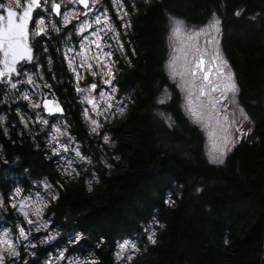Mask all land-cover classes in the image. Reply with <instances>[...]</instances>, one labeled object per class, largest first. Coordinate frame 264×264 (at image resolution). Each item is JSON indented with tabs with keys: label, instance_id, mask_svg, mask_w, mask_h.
I'll return each mask as SVG.
<instances>
[{
	"label": "trees",
	"instance_id": "1",
	"mask_svg": "<svg viewBox=\"0 0 264 264\" xmlns=\"http://www.w3.org/2000/svg\"><path fill=\"white\" fill-rule=\"evenodd\" d=\"M238 9L239 16L234 14ZM212 12L222 20L224 51L255 137L239 140L223 166L207 162L202 134L179 109V95L164 69L168 18L203 22ZM124 37L131 63L119 73V94L130 97L124 114L106 123L114 144L97 143L99 137L89 133L72 93L71 74L54 51L56 36L46 40L53 50L48 55L55 61L48 79L61 95L70 134L92 158L98 177L91 190L84 175H61L44 147H37L42 141L36 134L0 132V155L16 162H1L4 195L14 180L27 185V176H48L63 184L57 186L58 199L46 210L51 227L63 235L35 250L40 254L64 245L66 234L83 230L88 239L70 246V254L91 253L97 264H115L113 252L122 238L141 242V249L125 264H259L264 213V0L140 3ZM38 53L42 61L44 53ZM47 68L45 62V74ZM166 87L169 102L158 103ZM160 113H167L170 123ZM102 160L113 166L105 167ZM153 219L163 227L157 225L155 243H149L145 226Z\"/></svg>",
	"mask_w": 264,
	"mask_h": 264
},
{
	"label": "snow or ice",
	"instance_id": "2",
	"mask_svg": "<svg viewBox=\"0 0 264 264\" xmlns=\"http://www.w3.org/2000/svg\"><path fill=\"white\" fill-rule=\"evenodd\" d=\"M13 3L15 8L10 4L0 3V92L4 94L0 104L7 103L9 98H14L13 104L23 101L26 108H15L16 120L12 123L16 127L23 126V129L32 135L36 133L29 125L40 127L41 134L46 138L45 155L60 162L58 171L65 178H71L74 173L79 176L81 168L92 164V158L79 146L78 141L73 140L67 121L63 122V127L51 123V131H44V126L49 125L50 121L41 116L40 109L49 116L62 114L64 109L57 99L50 98L44 92L50 87L48 76L54 70V58L48 55L53 50L43 48V60L36 62L29 70L27 65L35 60V51L30 40L39 44L45 37L51 38L52 32L57 34V48L54 51L63 57V65L72 74L73 90L79 94L81 103L85 105L81 114L88 125L89 133L99 137L97 143L114 144L109 133L102 130L104 125L100 118L103 117L107 121L115 118L116 113L125 111L126 99L119 94V86L116 83L115 74L120 61L116 59L112 37L115 38L114 43L118 45L123 60L130 63L128 46L119 34L120 29L126 34L131 27L130 21L125 19L130 15L127 0H112L111 8H101V0H13ZM132 6L135 7L134 3ZM234 14L239 16L241 10L238 9ZM170 23L174 35L183 32V19L171 17ZM221 25L222 20L218 12L210 13L207 23L191 33L193 36H206L205 46L192 44L191 52L185 53V63L180 66L179 72L175 59L168 64L169 78L179 75L183 80V86L188 92L187 108L192 117L213 124V131L208 133L213 138L212 151L209 153V162L213 163H223L232 146L253 131L252 128L245 130L238 125L237 118L233 115L231 123L236 126L239 134L235 137L229 135L226 130L228 117L218 112L219 102L226 100L229 93L232 94L231 102L236 104L235 98L239 92L230 62L221 55L219 47H214L218 44ZM71 29L75 30V38H79L78 48L72 46ZM189 56L195 60L194 66ZM205 57L208 58L207 63ZM45 62L48 66L47 74L44 71ZM89 76L92 77L91 81L87 79ZM167 93L166 87L164 95ZM217 93L218 96L215 95ZM202 97L206 99H201ZM157 102L163 103L162 100ZM237 106L242 121H248L250 116L245 108ZM30 110L36 111L30 115ZM160 115L163 116V113ZM6 120V114L0 112V129L3 130V135L10 136ZM167 122L165 120V123ZM20 134L23 135V130ZM56 134L66 136L68 140H62ZM37 147L42 145L37 144ZM66 153L72 155L67 156ZM113 159L119 160L120 157L115 156ZM0 162L16 163L3 155H0ZM102 163L105 167L113 166L108 160H102ZM28 171L25 169V172ZM96 179V173L92 172L91 180H85L89 190L92 188V180ZM31 184L35 186L34 194L19 184L10 188L6 196L0 193V209L5 212L11 209L18 217H22L16 223L15 229L5 226L0 230V264H19L20 261L33 264V259L42 260L43 264H97L98 258L91 253L75 257L70 254V246L88 239L83 230H74L68 235L64 246L58 247L55 252L47 251L46 255L41 256L35 251L63 235L62 230L51 227V221L46 215L51 202L58 199V191L53 189L57 186L63 187V184L58 180L53 183L48 176L32 180ZM169 202L165 200V203ZM155 223L163 227L159 221ZM144 238L149 243H155V229H145ZM227 242L224 241L225 244ZM138 250L139 245L134 239L122 238L115 245L113 252L115 264L130 262Z\"/></svg>",
	"mask_w": 264,
	"mask_h": 264
},
{
	"label": "rangeland",
	"instance_id": "3",
	"mask_svg": "<svg viewBox=\"0 0 264 264\" xmlns=\"http://www.w3.org/2000/svg\"><path fill=\"white\" fill-rule=\"evenodd\" d=\"M110 2H112V0H101V3H100V7L101 8H111L110 6ZM0 3H5V4H10L11 6L15 7L14 3H13V0H0ZM146 4V3H145ZM132 16V15H131ZM128 20H129V16L127 17ZM170 18H168V24H167V31H166V44H167V49H168V52H167V56H166V60H165V63H164V69H165V72H166V75L168 76L169 78V68H168V64L170 61H172L173 59H175V66L177 67V71L179 72L180 71V66L182 64V59H183V56L185 55V53H188L191 49V45L194 44V40L195 39H198V45L200 46V44L202 43V40L203 38H205L206 36H204L203 34L200 35V36H193L191 35V33L195 32L197 29H199L200 27L202 26H192L190 25L189 23H187L186 21H184V29H183V32L180 34V35H174L171 31V23H170ZM207 23V22H206ZM49 27L51 28V25H49ZM71 39H72V46L74 47H77L78 48V40L79 38H75V30L74 29H71ZM55 33V32H53ZM120 36L122 34V32L120 31ZM109 36L111 37V33H109ZM219 37L221 38L222 40V43L220 44L221 45V48L223 47L224 48V45H223V30H222V27H221V31H220V34H219ZM48 38V37H45V39ZM112 40H113V44H112V47L116 48V54L120 57H122L121 53L119 52L118 50V45H116L114 43V40L115 38L112 37ZM32 41V44L33 43H36L35 40H31ZM40 45V51L42 53L43 52V48L45 47H48V43L46 40H42L39 42ZM39 55L40 53H38L37 51H35V60L33 61L32 64L30 65H27L28 69L31 70V68L33 67V65L36 63V62H40L38 60L39 58ZM45 55V54H44ZM226 59L229 61L228 57H226ZM230 62V61H229ZM77 63H79V58H77ZM230 66H231V63H230ZM232 68V66H231ZM233 70V68H232ZM71 74V72H70ZM72 75V74H71ZM87 79L89 81L92 80V77H87ZM170 79V78H169ZM171 81H174L175 82V85H176V80L174 78L170 79ZM49 83L52 85H55L54 83H52L50 80H48ZM43 83V81H42ZM236 83H237V79H236ZM238 84V83H237ZM81 85L83 86L84 85V82L82 81L81 82ZM0 86H2V84H0ZM179 86L180 87H183V88H180L176 85V88L179 90V100L180 102L182 100H186V97L188 95V92H187V89L183 86V80L181 79V82L179 83ZM239 87V86H238ZM54 88V87H53ZM72 88L74 89V85L72 86ZM72 93L74 95V98H75V101L77 103H79V109H80V114H81V110L84 108V104L81 103L80 99H79V94L76 93L74 90H72ZM165 93V90L164 92L161 94L162 96L158 99V100H162L163 101V104L166 103V102H169V96L167 97V95H164ZM123 96L126 101L129 99L130 95H121ZM0 99H4V94L3 92H0ZM14 98H9V101L5 104H0V112H3L4 114H6L7 116V120H6V123L8 125V131H14V132H21L22 130L23 131H26L27 134L29 135L28 133V130L26 129H23V126H20V127H16L12 122L14 120H16V113H15V108H26V104L21 101L19 103H15L13 104L12 103V100ZM193 99L195 100L196 99V96H195V93H193ZM201 99H206V98H201ZM232 100V94L229 93L228 95V98L224 101H220V107L218 109V112L221 113V110L225 107V111L227 113H230L231 111H233L234 109V112L233 114L231 115V117L229 118L228 122H227V133L233 137H235L236 135H238L239 133L237 132V134L235 135V130H234V124L231 123V120H232V117L233 115L236 116L237 118V124L242 126L243 128H245V130L247 128H252L253 129V122H251V120L249 119L248 121H242V117L240 116V113H239V107L237 106L238 103H237V100H236V104H233L231 102ZM79 101V102H78ZM125 106V105H124ZM227 106H232L231 107H227ZM239 106H242V104L239 102ZM36 110H30L29 114H34ZM40 112H41V116L44 118V119H47L50 121V124L47 125V126H44V131L45 132H48V131H51V123H57L59 124L61 127H63V122L64 121H67L66 118L64 116H59V115H55V116H49L47 114H45L43 112L42 109H40ZM184 115L189 119V121L194 124L195 126H197V128L199 129V131L201 132L202 134V137H203V155L204 157L206 158L207 162L210 164V165H214V166H217V165H220L222 163H213V162H209V153L212 151V147H213V144H212V141L211 139L207 138L203 131L199 128L198 124L196 121H194L193 119L189 118L185 112H183ZM124 113H116L115 114V118H118L120 117L121 115H123ZM162 116V115H161ZM81 117H82V114H81ZM165 120L168 121V123H170L169 119H168V114L167 113H163V116H162ZM101 119V123L104 125V128L102 129L103 131H105V127H106V123L110 122L111 120H113L114 118H110L108 119L107 121L104 120L103 117L100 118ZM82 121L85 123L86 125V128L88 129V125L87 123L84 121V119L82 118ZM18 123V121H17ZM68 124V123H67ZM30 128L34 129L35 130V133L36 135L38 136V139L40 141H42L43 144L42 147H44V149L47 151V147L44 146L46 145V138H45V135L41 134V129L40 127H38L37 125H34V124H30L29 125ZM232 129V132L233 133H230L229 131ZM68 130H69V125H68ZM89 131V130H88ZM0 132H3L2 129H0ZM70 132V131H69ZM56 135H59L60 136V139L62 140H68V137L66 136H63L61 134H56ZM71 135V134H70ZM71 137L73 138V136L71 135ZM247 137H249V139H254L255 137H253V131L247 135ZM251 139V140H252ZM74 141H77L75 138H73ZM249 140V141H251ZM80 146V145H79ZM0 148H1V145H0ZM46 151H44L46 153ZM231 152V151H230ZM228 152V153H230ZM65 155L67 156H71L72 154L71 153H66ZM227 155V154H226ZM225 159V157H224ZM55 160V159H54ZM59 161L55 160V164H56V167L58 168V165H59ZM79 166V165H77ZM92 172H94L93 170V163L90 164V165H86L84 168H81L80 169V175H84L86 177V179H91V174ZM76 177L75 173L73 174L72 177ZM41 178V177H40ZM39 178H34V177H31V176H27V185H24L23 183L20 182V180H14L13 182L9 183L8 185V189L12 188L14 185L16 184H19V185H22L24 188L26 189H29L33 192L34 194V191H35V186L31 184V181L32 180H37ZM9 191V190H8ZM53 191H58L57 187L53 189ZM0 193H3L2 189L0 188ZM8 194V192H7ZM25 194H29L28 192H25ZM6 196V195H5ZM172 195H168V199H172ZM10 215V216H9ZM46 215H47V211H46ZM0 217H2V219H0V230L3 229V227L7 226L9 227L10 229H15V225L16 223L18 222V220L22 219V217H18L16 212L9 209L7 212H5L3 209H0ZM155 221H157L156 219H153L150 221V223L145 226V229H155L156 231V227H157V224L155 223ZM52 226V225H51ZM69 234H66V240H67V237H68ZM133 239V238H131ZM138 245H139V250L141 249L140 247V239L139 238H135L134 239ZM55 241V240H54ZM54 241H52L51 243H53ZM121 241V240H120ZM119 241V242H120ZM61 246H64L63 244L59 245V246H53L51 249H48V250H45L44 252L40 253L39 255L43 256V255H46L47 254V251H53L55 252L57 250L58 247H61ZM138 250V251H139ZM36 251V250H35ZM137 251V252H138ZM136 252V253H137ZM135 253V254H136ZM23 254V253H22ZM134 254V255H135ZM73 257L75 256H78L77 254H71ZM29 259H33V258H29ZM126 262V261H125ZM19 264H24L23 261H20ZM33 264H43L42 260H35L33 259Z\"/></svg>",
	"mask_w": 264,
	"mask_h": 264
},
{
	"label": "flooded vegetation",
	"instance_id": "4",
	"mask_svg": "<svg viewBox=\"0 0 264 264\" xmlns=\"http://www.w3.org/2000/svg\"><path fill=\"white\" fill-rule=\"evenodd\" d=\"M152 0H136V3H135V7H136V9L138 8V6H139V4L140 3H149V2H151ZM127 3H128V0H127ZM133 3H134V0H131V4H129L128 3V6H129V11H133ZM112 5V2H110V6ZM15 8V7H14ZM112 15H115V13H112ZM209 18V17H208ZM208 18H206L203 22H192V21H188V20H186V19H184V18H181V19H183L184 21H186L187 23H189L190 25H192V26H203L207 21H208ZM125 19L126 20H128V18L127 17H125ZM128 21H130V24H132V16H131V14L129 15V20ZM115 23H119V21H114ZM120 31L122 32V39H123V42L125 43V45H127L128 46V55H129V57H130V49H129V44L126 42V40H127V38H125L124 37V35H125V32H124V30L123 29H120ZM127 33H128V30H127ZM126 33V34H127ZM46 40V39H45ZM206 40H207V37H205V38H203V40H202V43L200 44V46L201 47H204L205 46V42H206ZM42 41V40H41ZM220 43H222V40H221V38L218 36V44L217 45H215L214 47H219V49H220V53H221V55L224 57V58H226V56L224 55V49H223V47L221 48V45H220ZM31 44H32V41H31ZM194 44H197L198 45V39H195L194 40ZM32 46H33V48H34V51H37L38 52V50L40 51V45H38L37 43H33L32 44ZM62 47V46H61ZM41 52V51H40ZM191 52V49H190V51L188 52V53H190ZM42 53V52H41ZM184 57H185V55L183 56V59H182V64H184L185 63V60H184ZM116 59L117 60H119L120 61V63H119V65L117 66V71H116V83L118 84V86H119V83H121V80H119V73H121L123 70H124V68H125V66H127L128 64H129V62L128 61H125V60H123V58L122 57H120V56H118L117 54H116ZM189 59L191 60V62H192V65L194 66L195 65V60L191 57V56H189ZM130 60H131V58H130ZM207 61H208V58L207 57H205V63H207ZM131 63V62H130ZM181 64V65H182ZM21 67H25V65H21ZM70 78H71V76H70ZM174 79L176 80V85L178 86V87H180L179 86V83L181 82V77L179 76V75H177V76H175L174 77ZM73 81V80H72ZM171 81V80H170ZM172 83H173V85H174V88H176V85H175V82L174 81H171ZM0 84H2V81H0ZM180 88H183V87H180ZM240 90V89H239ZM176 92L177 93H179V90L176 88ZM239 92H238V94L236 95V100H237V103H238V105H239ZM215 95H217L218 96V93L217 94H215ZM203 98V97H202ZM64 107V106H63ZM178 107H179V109L181 110V111H183V112H185L186 113V115L189 117V118H191V119H193L194 121H196L197 122V124H198V126H199V128L203 131V133H204V135L207 137V138H209V139H211V140H213V138L212 137H210L209 136V132H211V131H213V124H210V123H208V122H202V121H200L199 119H196V118H194V117H192V115H191V113L188 111V108H187V102H186V100H182L179 104H178ZM227 107H231L232 108V106H227ZM172 110L173 109H175V107H172L171 108ZM233 112H234V109H233V111H231L230 113H227L226 111H225V107L221 110V115H227V117H228V120H229V118L231 117V115L233 114ZM228 122V121H227ZM226 122V123H227ZM234 130H235V135L237 134V131H236V126H234ZM230 133H233L232 132V129L229 131ZM247 136H245L244 138H246ZM238 142V141H237ZM236 142V143H237ZM235 143V144H236ZM235 144L232 146V148H231V150L233 149V147L235 146ZM230 152V151H229ZM228 154V153H227ZM226 158H227V155H225V159H224V161H223V165L225 164V162H226Z\"/></svg>",
	"mask_w": 264,
	"mask_h": 264
},
{
	"label": "bare ground",
	"instance_id": "5",
	"mask_svg": "<svg viewBox=\"0 0 264 264\" xmlns=\"http://www.w3.org/2000/svg\"><path fill=\"white\" fill-rule=\"evenodd\" d=\"M128 3L131 4V0H128ZM136 1L134 2V5H135ZM136 7H134L133 11H130V14L133 15V12H136ZM172 17V16H171ZM179 18V17H177ZM132 26V24H131ZM131 29V27L128 29V32L129 30ZM57 35V34H56ZM55 35V36H56ZM60 102V101H59ZM79 102V101H78ZM62 105V104H61ZM63 106V105H62ZM64 111L62 114H56V115H59V116H64L65 117V108L63 107ZM67 123L69 125V122L67 120ZM70 126V125H69ZM247 138V137H246ZM43 144V143H42ZM229 154V153H228ZM227 154V156H228ZM217 166H223V164H220V165H217ZM0 167H1V162H0ZM263 184H264V177H263ZM264 261V213H263V239H262V248H261V253H260V261H259V264H262V262Z\"/></svg>",
	"mask_w": 264,
	"mask_h": 264
},
{
	"label": "water",
	"instance_id": "6",
	"mask_svg": "<svg viewBox=\"0 0 264 264\" xmlns=\"http://www.w3.org/2000/svg\"><path fill=\"white\" fill-rule=\"evenodd\" d=\"M46 95H50V98L54 97L55 99H57L59 101V98L53 93L52 89L49 87L48 89L44 90ZM262 264H264V261L262 262Z\"/></svg>",
	"mask_w": 264,
	"mask_h": 264
}]
</instances>
